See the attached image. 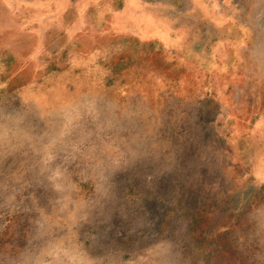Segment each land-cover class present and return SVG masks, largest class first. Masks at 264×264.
<instances>
[{"label": "rangeland", "instance_id": "1", "mask_svg": "<svg viewBox=\"0 0 264 264\" xmlns=\"http://www.w3.org/2000/svg\"><path fill=\"white\" fill-rule=\"evenodd\" d=\"M0 264H264V0H0Z\"/></svg>", "mask_w": 264, "mask_h": 264}]
</instances>
